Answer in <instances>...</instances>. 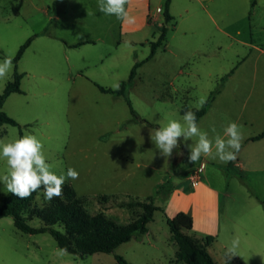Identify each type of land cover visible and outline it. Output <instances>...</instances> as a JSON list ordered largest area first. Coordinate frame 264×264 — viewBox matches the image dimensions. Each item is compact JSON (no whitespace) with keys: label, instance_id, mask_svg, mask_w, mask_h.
Returning <instances> with one entry per match:
<instances>
[{"label":"rangeland","instance_id":"374dc122","mask_svg":"<svg viewBox=\"0 0 264 264\" xmlns=\"http://www.w3.org/2000/svg\"><path fill=\"white\" fill-rule=\"evenodd\" d=\"M165 1L147 0V24L132 32L124 19L101 13L97 0H0V59L12 61L0 78V93L14 67L22 74V93L9 94L2 105L17 126L2 125L0 142L37 136L52 171L61 175L71 167L78 172L76 179H65L61 194L73 191L88 214L102 213L125 225L142 214L143 205L158 207L146 234L134 235L111 253L82 258L60 250L47 233L23 234L10 217H2L0 264H116L115 255L128 264H187L166 224L165 192L157 194L156 188L167 180L171 187L183 179L191 182L194 174L197 181L223 189L221 232L208 245L205 236L181 233L216 264H224L234 238L239 245L227 264H264V138L245 141L264 125V0H256L252 15L249 0H169L172 19L164 44L136 69L125 97L96 87L118 89L113 85L126 81L133 64L148 56L164 22ZM139 6L138 0L124 5L125 10ZM28 38L30 45L14 63ZM78 43L84 44L71 47ZM216 89L197 124L214 139L235 122L241 132L236 158L223 163L202 154L189 163L186 145L196 137L170 156L161 155L148 130L200 109ZM126 99L150 125L132 120ZM6 167L0 160V173ZM10 196L0 184V203ZM51 201L39 191L22 213L26 223L42 227L32 212ZM50 228L62 231L58 224Z\"/></svg>","mask_w":264,"mask_h":264},{"label":"trees","instance_id":"16d2710c","mask_svg":"<svg viewBox=\"0 0 264 264\" xmlns=\"http://www.w3.org/2000/svg\"><path fill=\"white\" fill-rule=\"evenodd\" d=\"M54 1L55 3H58L63 0ZM255 4L256 0H249V15H252ZM168 6L169 0H166L162 11L164 22L161 26L160 34L154 42L150 43L148 56L143 61L135 62L133 64L127 80L121 81L118 89L112 90L97 85L96 87L101 93L125 97L126 89L135 77L136 69L142 63L150 60L156 49L164 44L165 36L168 30L166 24L172 19L168 12ZM31 41L32 38H28L19 47L13 59L14 63L20 59L25 49L30 45ZM83 44L84 43H78L76 45H72L71 47H77ZM21 78L22 74L18 73L16 67H14L11 81L5 85L4 90L0 93V128L2 125L17 126V123L2 111V105L9 94L22 93L20 90ZM217 93H219V89L211 92L202 107L194 111L197 121L207 112ZM126 104L133 121L147 123L135 113L127 99ZM263 136L264 129L260 134L249 138V141L258 140ZM185 158L186 156L183 157V159ZM171 188V182L170 180H167L157 186L156 193L160 194L165 192V196L167 198ZM41 190L42 187L36 192H33L29 197L23 199L14 196L4 199L0 203V218L10 217L12 219L13 226L23 234L35 235L47 233L54 240L56 246L60 250L81 258L95 253H111L117 246L128 242L134 235L143 236L148 232L147 224L153 220L154 212L158 211V207L150 202L143 205L142 214L133 222L125 225H118L102 213L88 214L83 209L79 199L75 197L74 192L71 190L66 191L65 189L59 197H53L50 204L44 205L32 212L33 215L38 217L43 223L42 227L33 228L23 219L22 213L27 210L34 196ZM55 224L61 225L62 231L50 228V226ZM166 224L169 231L173 234V237L180 244L179 257L185 263L216 264L206 249L197 247L187 236L181 233L182 229H192L193 220L190 215L179 211L172 218H167ZM211 239V236H205V244L208 245ZM114 260L116 264H128L124 258L118 255L114 256Z\"/></svg>","mask_w":264,"mask_h":264},{"label":"clouds","instance_id":"9594fccd","mask_svg":"<svg viewBox=\"0 0 264 264\" xmlns=\"http://www.w3.org/2000/svg\"><path fill=\"white\" fill-rule=\"evenodd\" d=\"M125 3L126 0H97V7L101 13L114 15L121 20L127 18L131 23L132 18L125 10ZM11 64L10 57L0 59V78L6 76ZM113 87L118 88L119 84H114ZM148 133L150 140L165 157L170 156L173 149L179 148L184 141L196 137L194 143L186 145L189 163L199 160L202 154H211L223 163L232 161L236 158L241 142V132L235 122L228 123L223 129V135H216L214 139H210L208 133L199 128L196 115L191 110L185 111L181 120L170 119L154 130L149 129ZM0 160H4L7 165L4 172L0 173V184L4 185L12 196L21 199L29 197L42 187L43 199L50 201L53 197L61 195V185L66 178L74 180L78 177V172L71 167L61 175L52 171L44 155L42 142L31 134L14 138L7 143L0 142ZM238 245L239 239L234 238L226 252L224 264L235 255Z\"/></svg>","mask_w":264,"mask_h":264},{"label":"crops","instance_id":"0c3cea01","mask_svg":"<svg viewBox=\"0 0 264 264\" xmlns=\"http://www.w3.org/2000/svg\"><path fill=\"white\" fill-rule=\"evenodd\" d=\"M138 2L140 3V10L131 9L130 7L126 8V12L128 16L132 18V22L129 23L128 19L125 18L124 23L129 24L125 28L132 32L140 25L147 24L145 23L148 16V13H146L147 0H138ZM205 115L206 113L198 120ZM198 122L199 121H197V123ZM262 131H260V133ZM249 138L251 137H248L245 141L248 143H259L263 141L264 136L254 141H249ZM246 155L247 154H244V156ZM196 177L195 175L194 185L191 184L189 178L186 180L183 179L182 182L177 184L172 183V188L163 204V214L167 218H172L177 212L182 211L192 217L193 225L190 232L193 233V235L195 233V237L210 235L216 239L221 232L220 206L224 198L223 189L206 181H197ZM183 184H185V187H181Z\"/></svg>","mask_w":264,"mask_h":264},{"label":"built area","instance_id":"2783aa9c","mask_svg":"<svg viewBox=\"0 0 264 264\" xmlns=\"http://www.w3.org/2000/svg\"><path fill=\"white\" fill-rule=\"evenodd\" d=\"M196 174H194L193 176H191L192 178L195 176ZM194 181H195V179H193L192 181H191V184L192 185H194Z\"/></svg>","mask_w":264,"mask_h":264}]
</instances>
